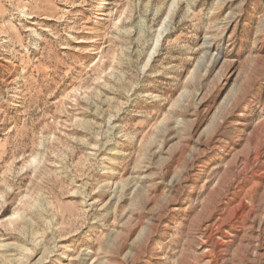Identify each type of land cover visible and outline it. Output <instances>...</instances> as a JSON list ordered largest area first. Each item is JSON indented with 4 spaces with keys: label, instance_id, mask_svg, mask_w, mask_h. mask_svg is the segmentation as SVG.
Masks as SVG:
<instances>
[{
    "label": "rangeland",
    "instance_id": "obj_1",
    "mask_svg": "<svg viewBox=\"0 0 264 264\" xmlns=\"http://www.w3.org/2000/svg\"><path fill=\"white\" fill-rule=\"evenodd\" d=\"M0 264H264V0H0Z\"/></svg>",
    "mask_w": 264,
    "mask_h": 264
}]
</instances>
